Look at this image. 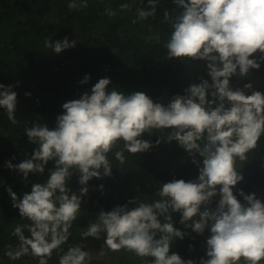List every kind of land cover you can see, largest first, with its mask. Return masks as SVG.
<instances>
[{
  "label": "clouds",
  "instance_id": "clouds-1",
  "mask_svg": "<svg viewBox=\"0 0 264 264\" xmlns=\"http://www.w3.org/2000/svg\"><path fill=\"white\" fill-rule=\"evenodd\" d=\"M182 9L177 14L163 13L171 33L164 48L167 57L185 62L205 61L209 80L199 78L184 89V95L172 97L167 106L154 102L144 92H123L108 86V78L99 79L77 100L62 105L63 114L56 117V126L35 124L25 129L29 142L37 144L30 158L5 167L20 173L24 180L29 173L43 174L45 165L54 161L44 183H33L31 191L18 198L12 188L5 191L12 207L27 219V225H17L12 235L19 240L16 259L22 255L38 258V264H48L53 251L66 244L73 222L81 210V198L88 193L92 178L111 175L108 159L114 146L122 143L115 158L124 163V152L137 154L148 151L153 144L139 139L151 130L169 129L165 141H176L188 156L193 157L199 175L195 181L173 179L157 190L160 199L152 203L127 204L111 211L101 210L94 223L80 233L104 243L99 252L134 253L139 258H153L151 264H193L176 253L169 254L174 238L186 233L174 226L173 213H180L179 224L202 234L210 230L206 259L200 264H260L264 261V203L255 193L238 192L245 203L233 195L232 188L243 180L236 161L247 160V154L257 148L264 136V93L252 91L250 84L235 90L230 78L245 77L250 69H259L264 61V0H173ZM150 11L139 9L143 20L156 13L157 0H148ZM72 0L70 10L86 7ZM121 10L130 8L121 4ZM105 14L116 13L106 9ZM75 40L64 37L45 47L56 54L75 46ZM259 53L258 58H249ZM90 79L85 76L81 84ZM12 85L0 84V108L16 124L17 93ZM25 95H30L25 93ZM161 142L158 139L155 143ZM202 157V166L194 156ZM73 174H78L79 194L68 187ZM219 186V187H218ZM103 187L102 185L100 186ZM219 194L214 210L207 205ZM130 200L128 204H134ZM206 206L201 211V206ZM162 218V219H161ZM30 237L26 238L23 230ZM88 251L69 246L59 256V264H87Z\"/></svg>",
  "mask_w": 264,
  "mask_h": 264
},
{
  "label": "trees",
  "instance_id": "trees-1",
  "mask_svg": "<svg viewBox=\"0 0 264 264\" xmlns=\"http://www.w3.org/2000/svg\"><path fill=\"white\" fill-rule=\"evenodd\" d=\"M70 2L72 0H0V84L12 85L17 93L16 124H12L6 110L0 108V264H38V258L30 254L16 259L6 255L19 250V240L12 235L14 228L30 223L12 207L6 187L10 186L17 197L22 198L31 191L33 183L46 182L54 167V161H49L43 174L29 173L27 180L5 167L6 161L15 165L30 158L38 147L29 142L24 133L26 128L35 124L46 125L50 130L55 128L56 117L63 114L62 105L79 99L85 92L90 94L91 88L102 78L110 80L109 90L115 88L125 95L144 92L154 102L165 106L172 97L184 95V89L190 84L199 83L200 77L211 83L205 61L185 62L167 57L164 44L172 29L164 21L163 13L182 11L173 0H157L155 15L143 20L138 18L137 11H150L148 0H75L78 5L86 3L87 6L73 10L68 8ZM121 4H129L130 8L121 10ZM106 9L116 15L108 16ZM64 37L75 40V46L59 54L45 47V39L55 42ZM258 57L256 53L249 58ZM258 62L260 68L250 69L247 76L230 78L234 90L250 84L251 88L245 89L246 94L264 93V61ZM86 75L90 79L81 84ZM169 131L153 129L151 133H143L138 138L150 141L153 147L137 154L125 151L122 164L115 158L122 143L114 146L107 154L111 175L102 174L101 178L88 181V193L81 198V210L69 230L71 236L61 250L53 251L48 264H59V256L69 246H80L88 251L91 259L87 264H151L153 258H139L124 250L106 251L100 256L103 234L96 240L82 238L80 233L96 221L101 210L107 212L125 204L132 208L141 202L152 203L160 199L156 193L161 184L173 179L188 182L198 178L193 157L176 141H165ZM158 139L161 142L156 144ZM194 158L202 166L203 158L198 154ZM236 167L243 180L232 188L233 195L243 204L238 194L240 190L245 194L255 193L264 203V136L257 148L247 154L246 161L237 159ZM68 187L79 194L82 186L78 174L71 176ZM219 198V194L213 197L207 207L214 210ZM133 199L135 203L128 204ZM205 207L202 205L201 211ZM172 217L174 226L186 235L183 239H173L169 254L176 253L184 260L200 264L201 259L207 258L206 241L210 230L206 228L202 234H197L179 224V212ZM23 234L30 237L26 228ZM107 259L108 263L104 262Z\"/></svg>",
  "mask_w": 264,
  "mask_h": 264
},
{
  "label": "rangeland",
  "instance_id": "rangeland-1",
  "mask_svg": "<svg viewBox=\"0 0 264 264\" xmlns=\"http://www.w3.org/2000/svg\"><path fill=\"white\" fill-rule=\"evenodd\" d=\"M104 262L108 263V259L107 260H104Z\"/></svg>",
  "mask_w": 264,
  "mask_h": 264
}]
</instances>
